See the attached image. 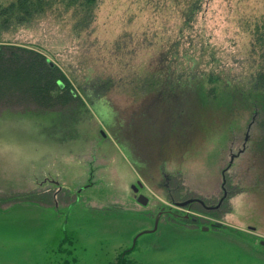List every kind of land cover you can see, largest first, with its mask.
<instances>
[{"label":"rangeland","instance_id":"374dc122","mask_svg":"<svg viewBox=\"0 0 264 264\" xmlns=\"http://www.w3.org/2000/svg\"><path fill=\"white\" fill-rule=\"evenodd\" d=\"M76 19L0 34L41 49L89 109L0 102V264H264V122L247 97L264 0H98L89 28ZM224 168L220 209L178 204H217Z\"/></svg>","mask_w":264,"mask_h":264},{"label":"trees","instance_id":"16d2710c","mask_svg":"<svg viewBox=\"0 0 264 264\" xmlns=\"http://www.w3.org/2000/svg\"><path fill=\"white\" fill-rule=\"evenodd\" d=\"M97 5L98 0H10L6 4H0V34L22 25L28 26L39 18L44 17L47 13L61 8L66 11H73L74 16L77 17L76 27L78 29L89 28L94 21ZM40 50L0 40V102L9 105L21 103L25 108L22 116L25 117H29L30 113H33L31 112L32 110L28 109L31 105L36 106L39 112L44 113V115L47 114V116L51 115L48 113H52L53 108H64L74 102H79L81 107L84 106L89 110L63 69ZM83 92L86 97H90L85 91ZM211 92H214V90ZM247 94L248 107L253 112L255 111L259 118H263V124L264 71L259 72L255 76V80L250 85ZM74 112L71 120L75 124L78 118L74 116ZM98 114L103 116L100 111ZM44 117L46 115L42 118ZM108 117H111V115ZM52 121L56 125L61 123L57 118H52ZM27 133L26 131L23 132V141L20 140L19 136L17 137L24 146H26L25 143H28L26 140ZM28 151L29 149L21 156V160L27 161L25 155H29ZM230 167L231 165H229ZM22 195V197L26 196L29 198L27 201H32L33 203L39 201L37 200L39 198L34 193L29 192ZM56 198L57 195L55 193L50 198L51 200L44 198L43 201L47 206H51L50 203L52 202H54L52 205L56 206L58 202ZM170 199L172 200V197ZM172 201L175 202L174 200ZM188 220L186 217V221ZM193 220L197 221L198 218H193ZM123 258L124 255H122V260L118 264H131L130 261H124Z\"/></svg>","mask_w":264,"mask_h":264},{"label":"flooded vegetation","instance_id":"af4514ba","mask_svg":"<svg viewBox=\"0 0 264 264\" xmlns=\"http://www.w3.org/2000/svg\"><path fill=\"white\" fill-rule=\"evenodd\" d=\"M235 158V156H234ZM232 164V162L230 163V165ZM227 171L225 168L222 170V176H223V183H222V189H223V195L221 196V198L219 199L218 203L217 204H214V205H207L205 204V202H203L202 200H199L198 198H192L194 199V201L188 203L187 205H191L192 203L194 202H199L202 206H204L205 208H209V209H220L222 204L224 203L225 199L228 197V190L226 188V185H227V179H226V172ZM136 196L137 194L140 193V191L136 192ZM191 199V198H190ZM188 200V199H187ZM196 219V218H194Z\"/></svg>","mask_w":264,"mask_h":264},{"label":"water","instance_id":"95a60500","mask_svg":"<svg viewBox=\"0 0 264 264\" xmlns=\"http://www.w3.org/2000/svg\"><path fill=\"white\" fill-rule=\"evenodd\" d=\"M51 62H52V61H51ZM52 63H53V62H52ZM102 134H103V135H106L104 131H102ZM139 184H140V187L143 186V185L141 184V182H139ZM139 184H138V185H139ZM134 190H135L136 192H138V191H139V188H138L137 186L134 185ZM137 201H138L139 203L143 204V205H146L147 202H148V198H147L144 194L139 193V194L137 195ZM192 201H194V199L191 198V199H188V200H185V201L179 202L178 204H179L180 206H186L188 203H190V202H192ZM158 222H159V217H158L157 220H156V223H157V224H158ZM156 227H157V226H156ZM155 229H156V228H155ZM155 229H153V230H149V231L141 232V233L139 234V236H140L141 234H143V233H146V232L155 231ZM204 230H207V228H204ZM139 236H138V237H139ZM260 244L264 247V239H261Z\"/></svg>","mask_w":264,"mask_h":264},{"label":"clouds","instance_id":"9594fccd","mask_svg":"<svg viewBox=\"0 0 264 264\" xmlns=\"http://www.w3.org/2000/svg\"><path fill=\"white\" fill-rule=\"evenodd\" d=\"M243 194H239L238 196H236V197H232V198H230V202L231 203H233V204H235V202L237 201V200H239V198H240V196H242ZM230 215V214H229Z\"/></svg>","mask_w":264,"mask_h":264}]
</instances>
